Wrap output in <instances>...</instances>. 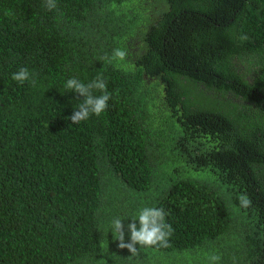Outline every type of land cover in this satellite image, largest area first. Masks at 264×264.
<instances>
[{"label":"trees","instance_id":"16d2710c","mask_svg":"<svg viewBox=\"0 0 264 264\" xmlns=\"http://www.w3.org/2000/svg\"><path fill=\"white\" fill-rule=\"evenodd\" d=\"M55 2L0 0V264H264V0ZM144 207L174 232L131 256Z\"/></svg>","mask_w":264,"mask_h":264},{"label":"clouds","instance_id":"9594fccd","mask_svg":"<svg viewBox=\"0 0 264 264\" xmlns=\"http://www.w3.org/2000/svg\"><path fill=\"white\" fill-rule=\"evenodd\" d=\"M45 6L48 10L56 8L55 0H46ZM246 39V37H242ZM126 51L122 49H114L112 59L123 61L126 57ZM111 62V61H110ZM30 72L26 67H20L17 72L12 74V79L19 83H24L29 80ZM66 88L77 93L82 97V102L74 109L73 114L69 117L73 124L79 123L82 120H87L91 115L99 116L108 107V101L111 98V93L107 91V83L97 77L88 84L79 81L76 78H70L66 81ZM98 90L101 94L93 95V90ZM241 207L247 208L251 205L250 198L241 194L238 196ZM165 210L157 207H144L138 211L136 219L127 225V231L130 234L128 241H125V226L122 219L115 218L112 221V230L116 234L119 241L120 249H127L131 256L139 255L137 245L143 247L151 246H169V238L174 232L172 225L165 221ZM139 227H137V223ZM220 257L212 255L209 257L210 264H218Z\"/></svg>","mask_w":264,"mask_h":264}]
</instances>
